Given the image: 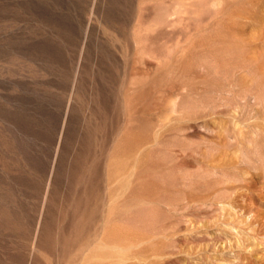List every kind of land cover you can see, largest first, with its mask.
I'll use <instances>...</instances> for the list:
<instances>
[{
  "label": "rangeland",
  "instance_id": "obj_1",
  "mask_svg": "<svg viewBox=\"0 0 264 264\" xmlns=\"http://www.w3.org/2000/svg\"><path fill=\"white\" fill-rule=\"evenodd\" d=\"M35 261L264 264V0H0V264Z\"/></svg>",
  "mask_w": 264,
  "mask_h": 264
},
{
  "label": "bare ground",
  "instance_id": "obj_2",
  "mask_svg": "<svg viewBox=\"0 0 264 264\" xmlns=\"http://www.w3.org/2000/svg\"><path fill=\"white\" fill-rule=\"evenodd\" d=\"M77 257H78V256H77ZM77 257H75V258H77ZM33 264H37V261L33 262Z\"/></svg>",
  "mask_w": 264,
  "mask_h": 264
}]
</instances>
